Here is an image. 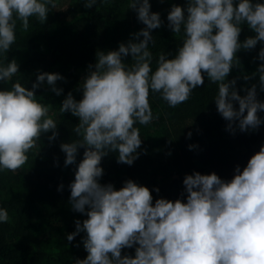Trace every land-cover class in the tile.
I'll list each match as a JSON object with an SVG mask.
<instances>
[{"label": "clouds", "instance_id": "clouds-1", "mask_svg": "<svg viewBox=\"0 0 264 264\" xmlns=\"http://www.w3.org/2000/svg\"><path fill=\"white\" fill-rule=\"evenodd\" d=\"M96 4L84 0L83 6ZM49 7H56L54 0H0V53L13 44L17 21L27 31L29 18L45 22ZM129 8L145 27L116 50H98L80 81L81 99L69 93L59 109L78 118L73 129L77 139L60 145L64 164H73L78 147H84L69 189L72 208L87 218L75 221V231L66 239L72 241L83 231L87 255L74 264H264V145L242 170L235 168L229 181L215 173L186 174L183 202L158 198L153 203L149 189L132 180L118 190L98 183L100 162L108 153L128 165L137 158L141 138L134 125L149 124L153 118L149 90L175 107L204 83L206 75L217 85L216 109L228 128L234 121L241 131L261 123L257 111H264V101H257L255 85L242 97L235 80L226 77L237 64L238 50L264 42V2L186 0L183 8L172 5L168 26L183 38L171 59L164 52L157 55L155 69L149 42L151 30L161 26L160 15L150 11L149 0H130ZM242 24L254 35L240 42ZM129 55L132 63H124L122 58ZM257 59L262 61L257 71L243 78L258 75L264 90V46ZM18 67L14 59L0 62V81L9 82ZM61 79L58 73L41 72L31 89L13 82L10 89L0 90V170L20 168L41 133L52 130L55 136L57 124L47 118L48 107L37 101L34 91L46 82L60 95L55 85ZM7 221V211L0 208V223ZM133 245L134 256L121 255L122 248Z\"/></svg>", "mask_w": 264, "mask_h": 264}, {"label": "trees", "instance_id": "trees-1", "mask_svg": "<svg viewBox=\"0 0 264 264\" xmlns=\"http://www.w3.org/2000/svg\"><path fill=\"white\" fill-rule=\"evenodd\" d=\"M54 2L56 7H49L45 22L30 17L25 31L17 21L13 44L7 53H0V62L14 59L19 66L9 82L0 81V90L10 89L13 82L31 89L41 72L63 77L55 85L62 90L60 95L51 91L46 82L34 91L37 101L48 107L47 118L57 124L55 136L52 130L41 133L20 168L0 170V208L8 213V221L0 223V264H74L76 259L86 257L83 231L72 241L66 239L75 231V221L87 218L72 208L69 189L84 147H78L73 164H64L60 145L77 139L73 129L78 118L68 111L61 113L60 105L69 93L75 100L81 99L80 81L88 65L94 64L98 50H116L120 43L132 39V33L145 27L135 10L129 8L130 0H97L88 8L83 6L84 0ZM185 3L186 0H149L150 11L159 13L162 21L159 28L151 30L153 69L159 53L171 59L181 44L183 33H172L166 17L172 5L183 8ZM253 35L242 24L238 40L243 42ZM262 46L264 42L258 41L251 49L238 50L237 64L226 77L235 80V90L242 97L255 85L257 101H264L258 75L250 80L243 76L257 71L262 63L257 59ZM122 59L132 63L130 55ZM216 94L217 85L210 83L206 75L204 83L175 107L149 90L153 118L149 124L134 125L141 138L137 158L128 165L117 162L116 153H108L101 159L103 174L98 183L112 184L118 190L124 181L132 180L149 189L154 203L158 198L183 202L186 193L182 181L186 174L215 173L224 181L231 180L235 168L242 170L264 145V111H257L261 123L254 128L241 131L235 121L228 128V122L217 112ZM233 106L238 107L237 102L233 101ZM136 246L122 248L121 255L134 256Z\"/></svg>", "mask_w": 264, "mask_h": 264}]
</instances>
